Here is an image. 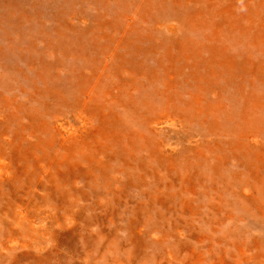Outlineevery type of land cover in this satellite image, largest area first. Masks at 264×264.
Segmentation results:
<instances>
[{"label":"bare ground","instance_id":"bare-ground-1","mask_svg":"<svg viewBox=\"0 0 264 264\" xmlns=\"http://www.w3.org/2000/svg\"><path fill=\"white\" fill-rule=\"evenodd\" d=\"M63 2L0 0V264H264V0ZM127 186L128 250L92 231Z\"/></svg>","mask_w":264,"mask_h":264},{"label":"rangeland","instance_id":"rangeland-1","mask_svg":"<svg viewBox=\"0 0 264 264\" xmlns=\"http://www.w3.org/2000/svg\"><path fill=\"white\" fill-rule=\"evenodd\" d=\"M64 0H47V2L48 3H52V5L53 4H59V5H61V3H63L64 4V2H63ZM28 4H23L22 5V8L24 9V10H28L29 12H33V9H32V7L29 5L27 8H26V6H27ZM45 6L46 7H44V9H43V7L41 8L42 10L40 11L41 13H43L44 15H42V21L43 20H45V19H47L48 21H46L45 20V22L44 23H41V25H42V27L45 29V28H47V27H49V26H51L52 25V21H53V19L52 20H49L52 16V13H54V11H52L50 8H48L47 7V3L45 4ZM64 6V5H63ZM87 12H88V14H89V16H90V18H89V21H91L92 19H91V16H94V13H95V10L94 11H92L90 8L87 10ZM38 16L40 17V13L38 14ZM48 17V18H47ZM53 18V17H52ZM34 21H36V20H34ZM74 22V21H73ZM32 23V27H33V29H34V31L36 30L35 28V23H33V22H31ZM89 24V22H85V24H83V25H80L81 27H85V26H87ZM1 28H3V27H1ZM80 30H81V28H80ZM1 30H0V37H1ZM75 33L76 32H74V35H75ZM78 33V32H77ZM76 33V35H78ZM11 33H9V35H8V37L7 38H4V39H0V45H2V46H4L3 45V43H4V40H13V38H14V34L12 33V35H10ZM70 36H71V34H70ZM140 47H142V48H140L141 50H145L148 46H147V44L146 43H142V44H140ZM163 52L164 51H161V50H159V52L158 53H152L153 55H152V59H151V61L150 60H147V59H144V60H146L147 62H146V65H148V66H150V67H152V69L154 70V71H157L156 73H158V75L159 76H162V73L163 72H161L160 71V69L161 68H159V70H157V65H155L154 64V61L159 57V56H161V60H162V63L163 62H165L166 60H165V56L164 55H162L163 54ZM12 54L14 55V53L12 52ZM15 57V56H14ZM13 58V57H12ZM18 58V57H17ZM144 58V57H143ZM15 63H17L18 65V67L19 68H22L23 67V64H21L23 61H20V60H15L14 61ZM2 63V62H1ZM145 63V62H144ZM154 64V65H153ZM166 65V64H165ZM22 69H26L25 67H23ZM26 71V70H25ZM3 74L4 72H2V70H0V74ZM5 75V73L3 74V76ZM26 75H27V77H28V80H33L34 78H32V74L31 73H29V72H27L26 71ZM1 76V75H0ZM13 78H15V80H13L12 81V83L13 84H11V85H13V86H17L18 85V83L20 82V81H22L23 79H19V78H17V77H15L14 75H13ZM8 79V78H7ZM141 80V79H140ZM139 80V78H138V81H140ZM136 82V81H135ZM142 82V83H141ZM22 83V82H21ZM140 83L142 84V87H147L146 88V91L148 92V93H153L154 91H155V89L156 88H154V87H158L159 88V86H160V84L159 83H154L153 85H149V82H147V81H145L144 80V78L142 79V81H140ZM30 84V83H29ZM40 87V86H39ZM145 90V89H144ZM149 90V91H148ZM159 90V89H158ZM157 90V91H158ZM23 93H21V92H18V91H13V92H7L5 89H4V87H2V86H0V96H5V97H11V95H14V96H17V99L19 100V101H21V102H24L25 101V98L27 97V96H29L30 94H31V92H32V90H31V88H30V86H23ZM138 94H140V92H138V93H136L135 91H133L132 92V96H133V98H135L134 100L136 101V100H138ZM152 96V95H151ZM151 96L149 95L148 97L149 98H151ZM153 97H154V94H153ZM160 98V97H159ZM158 98V99H159ZM153 99V98H152ZM23 100V101H22ZM2 101H0V103H1ZM12 107H14V106H12ZM12 107H10L9 108V111L12 113V111L14 112V108H12ZM3 111H4V116H3V118L4 117H6V114H8L9 115V113H6V111H8V108H4L3 109ZM8 111V112H9ZM12 117V116H11ZM8 118V117H6V119H12V120H8L7 121V123L4 125V127H7V129L8 130H10L11 128H13V127H15L16 126V122L15 121H13V118ZM65 119H66V123H69L70 121L68 120V117H65ZM164 135H167V136H170L171 134L168 132H166V133H164ZM167 136H164L165 137V139H167ZM173 142V141H172ZM30 181V180H29ZM28 181V182H29ZM77 185L79 186V187H81L82 186V182L81 181H79L78 180V182H77ZM29 188V187H28ZM133 192V193H132ZM129 193V194H128ZM135 195H136V197H135ZM127 196H129V197H127ZM131 196V197H130ZM135 197V198H134ZM138 197H139V199H138ZM138 199V200H137ZM109 200H110V198H109ZM124 200H126V201H124ZM128 200V201H127ZM134 201L135 202H139V201H141V198H140V195L138 196V194H137V192L135 191H133V189L130 187V186H127L125 189H124V191L122 192V194H121V205L118 207V209H117V211L115 212L116 214L115 215H117V217H115L114 216V218L113 217H110V215H107V217L105 216V214H103L102 212H101V210H99V209H96L95 211H94V215L96 214L97 216H99V218H100V220L98 221V222H96V224H93L94 226L92 227V231L94 230V231H98L100 228L103 230V232L104 233H106V234H108L109 235V238L110 239H113V237H111V235L114 233V231H116V228H118L119 229V231H118V237H119V241L121 242V245H122V247H123V249H126V250H128L129 248H131L132 247V245H136V241H138V243H139V245L140 246H142V244H143V242H142V238H143V234H141L142 236L141 237H137V239L135 240V241H133V242H130V238H131V234L129 233V229H131V230H133V229H135L136 227H138V226H140L141 228H142V231H147L148 230V226L150 225V219H151V217H152V215H151V210H152V208H150V206H148V207H146L147 209H149V210H147L145 213H142V212H140L139 214H138V217H133L132 216V214H131V212H130V209H131V207L133 206V204H134ZM132 202V204H130ZM128 205L130 206V207H128ZM132 205V206H131ZM122 212V213H121ZM88 211H86L85 213H84V215H82V216H87L88 215ZM121 213V214H120ZM124 216H123V215ZM133 217V219L135 220V222L136 223H134V224H130L129 222H128V220H132L131 218ZM103 218H105L104 220H103ZM100 222H102L101 224H100V227H97V226H95V225H97L98 223H100ZM109 224H108V223ZM123 222V223H122ZM118 223V224H117ZM80 224V223H79ZM124 226V227H123ZM136 226V227H135ZM112 227H114V228H112ZM103 228H105V229H103ZM117 229V230H118ZM78 231L79 232H81L82 234H85V232L86 231H84V230H79L78 229ZM110 232V233H109ZM125 234V235H124ZM100 239V237L97 239V241ZM144 239V238H143ZM101 241H99L98 243H100ZM105 244H106V242H105ZM105 244H101V246H103V248L100 250V255H98V256H101V257H103V255L105 254V256H106V258H110L111 256H112V252H109V248L111 247V246H109L108 245V243H107V245H105ZM71 245V244H70ZM74 245L77 247V250L76 251H80L81 250V248H82V243H81V241L80 240H78V237H77V239H76V241H74ZM66 246L67 245H64V246H62V248H61V252L63 253V255H61V252H59L57 255H52V256H50L49 258H50V264H72V263H74V264H77V262L75 261V260H71L68 256H65L64 255V252L62 251V249L64 248H66ZM108 253V254H107ZM95 254V253H94ZM121 256H122V254H121ZM65 260V261H64Z\"/></svg>","mask_w":264,"mask_h":264}]
</instances>
